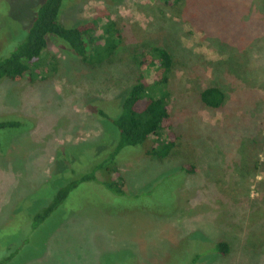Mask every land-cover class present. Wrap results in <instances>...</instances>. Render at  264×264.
Returning a JSON list of instances; mask_svg holds the SVG:
<instances>
[{
  "label": "rangeland",
  "instance_id": "obj_1",
  "mask_svg": "<svg viewBox=\"0 0 264 264\" xmlns=\"http://www.w3.org/2000/svg\"><path fill=\"white\" fill-rule=\"evenodd\" d=\"M39 1L0 0L2 54L25 41ZM91 19L122 35L108 62L86 65L47 35L40 60L54 57L56 71L0 83V121L21 124L0 131V264H264V0H63L57 16L65 28ZM151 47L173 59L178 146L164 160L123 148L125 196L83 183L33 229L56 192L114 148L112 126L86 107L101 99L115 113ZM209 86L225 94L218 110L199 102ZM172 204L178 212L160 216Z\"/></svg>",
  "mask_w": 264,
  "mask_h": 264
},
{
  "label": "trees",
  "instance_id": "obj_2",
  "mask_svg": "<svg viewBox=\"0 0 264 264\" xmlns=\"http://www.w3.org/2000/svg\"><path fill=\"white\" fill-rule=\"evenodd\" d=\"M161 1L166 6L171 2V0ZM178 1L180 0H174L175 3ZM62 2L63 0H40L35 7L33 16L28 21L32 23L25 41L16 49L5 51L3 54L2 51L7 47L4 45L7 44L2 42L0 83L3 81L18 82L24 78L31 81L33 77L31 71L34 70V67H40L46 71V65L49 64L51 65L49 70L56 71L57 64L54 57H49L47 62L40 60V58L49 55L46 54L49 47L46 40L47 35L56 36L63 42L65 48H68L86 65L100 66L116 55L120 45L123 44L122 35L116 24L109 22L104 26H98L96 21L91 19L92 21L76 23L73 27L65 28L57 21ZM103 38L104 40H102ZM58 45L63 46L61 43ZM50 59H52V64ZM135 60L138 75L132 84L122 92L121 104L115 113H107L99 105L100 102H103L101 99L96 101L97 111L86 107L87 110L94 113L97 119L101 118L112 126V135L116 134L118 137L114 148H111L112 150L89 172L60 188L51 202L34 216L33 229L42 224L61 204L68 201L73 191L83 183H100L104 189L117 197L125 196L116 161L117 154L123 148L144 145L146 157L164 160L169 158L178 146L181 137L176 133L170 109V91L168 90V85L174 77L173 59L166 50L151 47L136 55ZM146 71L150 73L149 79H147ZM198 99L207 110H218L224 104L225 94L219 87L209 86L198 93ZM20 126L18 121H0V131ZM183 171L192 173L194 168L183 167ZM97 176H100L101 180ZM177 209L178 207L176 208L172 204L171 209L160 216L175 215L178 212ZM134 210L147 213L140 207ZM229 249V245L225 242L216 243V253L223 257L228 255Z\"/></svg>",
  "mask_w": 264,
  "mask_h": 264
}]
</instances>
